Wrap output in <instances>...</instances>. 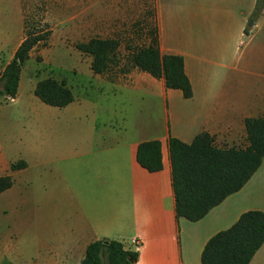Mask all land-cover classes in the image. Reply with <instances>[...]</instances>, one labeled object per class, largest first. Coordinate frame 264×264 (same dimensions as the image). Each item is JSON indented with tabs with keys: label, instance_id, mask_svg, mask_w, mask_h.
<instances>
[{
	"label": "crops",
	"instance_id": "crops-1",
	"mask_svg": "<svg viewBox=\"0 0 264 264\" xmlns=\"http://www.w3.org/2000/svg\"><path fill=\"white\" fill-rule=\"evenodd\" d=\"M255 3L0 0V70L32 27L50 30L29 51L10 99L38 109V134L20 154L26 166L12 171L10 161L0 175L39 168V190L28 195L31 187L13 202L22 205L12 220L22 246L6 250L1 243V259L79 264L90 242L109 238L137 250L135 264H201L212 235L245 211L264 212L263 159L240 190L202 219L177 218L168 145L170 136L189 143L207 132L218 147L247 146L245 119L264 116V10L248 23ZM92 38L117 42L101 72L92 69V54L76 48ZM155 46L183 57L191 97L134 62L136 52ZM47 77L64 80L74 100L64 107L40 104L34 88ZM154 139L161 143L162 169L149 172L136 151ZM31 201L37 213L27 209ZM249 264H264V243Z\"/></svg>",
	"mask_w": 264,
	"mask_h": 264
},
{
	"label": "trees",
	"instance_id": "trees-1",
	"mask_svg": "<svg viewBox=\"0 0 264 264\" xmlns=\"http://www.w3.org/2000/svg\"><path fill=\"white\" fill-rule=\"evenodd\" d=\"M264 10V0H256L249 24L256 21ZM50 30L32 27L17 47L14 56L0 70V95L5 100L16 96L23 64L29 51L44 41ZM76 48L92 54L91 67L95 72L104 68L106 53L117 48L114 39L92 38L76 44ZM134 62L154 77L163 78L167 88L178 89L185 98L192 96L191 83L184 70L183 57L163 54L158 46L139 50ZM38 99L50 106L64 107L74 100L64 80L53 77L39 80L34 88ZM245 147H218L207 132L197 134L189 143L170 136L168 139L172 187L177 218L188 221L202 219L226 197L240 190L260 167L264 159V116L245 119ZM136 160L149 172L162 169L159 140L140 142ZM26 166L24 160L10 164V170ZM13 184L10 173L0 175V193ZM264 243V212L248 210L227 229L218 231L205 243L201 264H249ZM138 251L126 248L117 239L102 238L90 242L79 264H135Z\"/></svg>",
	"mask_w": 264,
	"mask_h": 264
},
{
	"label": "rangeland",
	"instance_id": "rangeland-1",
	"mask_svg": "<svg viewBox=\"0 0 264 264\" xmlns=\"http://www.w3.org/2000/svg\"><path fill=\"white\" fill-rule=\"evenodd\" d=\"M7 9L9 10V8ZM65 53L66 56L72 55L71 51ZM42 72H44L43 69H41ZM0 101H3L2 95H0ZM5 101L0 104V173H5V164H9L10 161L22 160L20 154L30 145L26 140L38 134V109H22L15 103L10 102V99ZM38 102L42 104L39 99ZM33 169L24 172L20 176L12 177V187L0 193V244L2 243L6 250L22 246L20 238L23 237V234H18V232H22L14 230L15 223L12 222L14 208L22 209V205L16 203L13 207V202L20 199L24 195V191H29L31 187H34V189L27 192V194L37 196L39 168ZM31 179L34 182H30ZM31 202L27 209L37 213L36 201ZM30 242L33 244V240H30ZM0 264H8V262L0 258Z\"/></svg>",
	"mask_w": 264,
	"mask_h": 264
},
{
	"label": "built area",
	"instance_id": "built-area-1",
	"mask_svg": "<svg viewBox=\"0 0 264 264\" xmlns=\"http://www.w3.org/2000/svg\"><path fill=\"white\" fill-rule=\"evenodd\" d=\"M140 244V242L139 241H135V246H138Z\"/></svg>",
	"mask_w": 264,
	"mask_h": 264
}]
</instances>
